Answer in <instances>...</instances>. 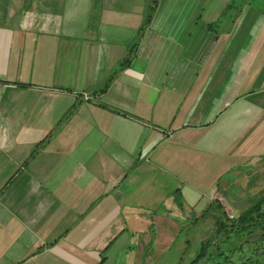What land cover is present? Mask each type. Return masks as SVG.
I'll return each instance as SVG.
<instances>
[{
	"label": "crops",
	"instance_id": "obj_1",
	"mask_svg": "<svg viewBox=\"0 0 264 264\" xmlns=\"http://www.w3.org/2000/svg\"><path fill=\"white\" fill-rule=\"evenodd\" d=\"M263 198L264 0H0V264H142Z\"/></svg>",
	"mask_w": 264,
	"mask_h": 264
},
{
	"label": "rangeland",
	"instance_id": "obj_2",
	"mask_svg": "<svg viewBox=\"0 0 264 264\" xmlns=\"http://www.w3.org/2000/svg\"><path fill=\"white\" fill-rule=\"evenodd\" d=\"M234 185L235 186L232 189L230 188L229 192L225 194V201L227 203H231L233 194H238V189L246 187V183H236ZM239 201L245 204L250 200L239 198ZM216 212L219 214H217L215 217L211 216L210 214H206L200 219L194 220L195 222H192L193 218L187 215L185 228H183V230L180 232L179 238L175 245L172 248H168L165 253L158 252V250L161 248L157 249L152 254V260L149 262H142V264H190L201 252L203 240H205L203 243L209 240L207 245L209 246V253L213 250H215V252L217 251L216 254L222 250L225 251L223 255L217 256V259L221 261L228 260L226 258V254H229L227 253L228 250L234 247H240L233 254L232 258L234 264H240L244 260L250 259V257L256 259V250L258 251L257 240L260 239L264 232L258 229L251 234V232L248 231L237 232V228H234V231L229 233L230 237L228 239H224V235L221 236V234L218 233V224L217 222L214 223L215 220L217 221V218L221 216V218L228 224H232L237 222L236 219L240 216V214L238 212H231V216V214L225 213L222 207L216 209ZM230 228H232V226ZM184 239H189V243L187 245H183ZM209 253L208 256L200 262V264H204L211 257ZM214 261L209 260L208 263L214 264Z\"/></svg>",
	"mask_w": 264,
	"mask_h": 264
},
{
	"label": "trees",
	"instance_id": "obj_3",
	"mask_svg": "<svg viewBox=\"0 0 264 264\" xmlns=\"http://www.w3.org/2000/svg\"><path fill=\"white\" fill-rule=\"evenodd\" d=\"M264 198L260 200L255 206L252 208L246 210L244 213L240 214V216L236 219L237 222L228 224L226 221H224L221 216L217 218V224L218 228L217 230L219 234L224 235V239H228L230 237L229 233L234 231V228H237V232H255L256 230H261L264 232ZM222 210V209H221ZM223 211L227 213L224 209ZM232 226V228H230ZM258 246L256 250V259L251 258L248 260H244L240 264H264V234L260 237L259 240H257ZM209 243V240L203 243L201 252L197 255V257L190 263V264H200L202 260H204L208 256V249L209 246H207ZM219 243V242H218ZM216 243V244H218ZM240 247H234L232 249H229L226 254V258L228 260L221 261L217 259V256L223 255L225 251H221L216 254L215 250L209 253L211 256L204 264H209L208 261H214V264H234L233 263V254L236 252V250Z\"/></svg>",
	"mask_w": 264,
	"mask_h": 264
}]
</instances>
